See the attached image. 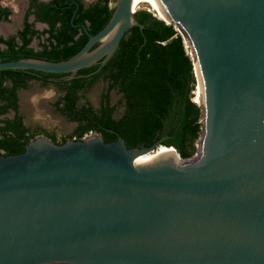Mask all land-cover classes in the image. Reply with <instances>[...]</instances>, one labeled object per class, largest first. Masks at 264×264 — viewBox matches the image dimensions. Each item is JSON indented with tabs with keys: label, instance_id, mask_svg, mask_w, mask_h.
I'll return each mask as SVG.
<instances>
[{
	"label": "water",
	"instance_id": "water-1",
	"mask_svg": "<svg viewBox=\"0 0 264 264\" xmlns=\"http://www.w3.org/2000/svg\"><path fill=\"white\" fill-rule=\"evenodd\" d=\"M131 6L182 33L195 87L197 59V155L181 158L163 136L127 147L34 135L0 155V264H264V0H115L94 34L72 13L87 40L70 57L2 55L0 69L104 63L141 27ZM159 146L170 150L147 160Z\"/></svg>",
	"mask_w": 264,
	"mask_h": 264
},
{
	"label": "trees",
	"instance_id": "trees-1",
	"mask_svg": "<svg viewBox=\"0 0 264 264\" xmlns=\"http://www.w3.org/2000/svg\"><path fill=\"white\" fill-rule=\"evenodd\" d=\"M111 1L114 0H95L85 5L81 0H28L20 29L6 37L0 36V56L68 58L87 40L81 27L72 23H84L89 33H96L113 8ZM29 14L46 27L35 28L27 20ZM9 15V9L0 3V20H8ZM134 19L141 27H128L104 63L99 60L72 74L0 69V155L22 152L28 140L38 133L62 143L91 131L104 142L119 136L127 147L149 145L163 136L160 144L173 147L181 158L192 156L201 132L200 106L192 100L196 81L182 33L149 9H137ZM33 39L37 40V48L31 45ZM195 68L199 75L196 60ZM98 80L107 83L106 93L102 95L107 102L110 88L115 87L120 93L116 105L93 109L86 100L77 104L79 98H84L77 92ZM30 81L58 89L60 94L52 105L67 120L75 122L69 134L57 139L51 132L23 124L17 92L27 88ZM118 105H122V111L112 117ZM9 111L12 116H5Z\"/></svg>",
	"mask_w": 264,
	"mask_h": 264
},
{
	"label": "rangeland",
	"instance_id": "rangeland-1",
	"mask_svg": "<svg viewBox=\"0 0 264 264\" xmlns=\"http://www.w3.org/2000/svg\"><path fill=\"white\" fill-rule=\"evenodd\" d=\"M9 0H2L1 3L5 4ZM85 5L93 2L95 0H81ZM115 3L111 1L109 4L112 6ZM23 4L19 2L17 8L21 9ZM151 11V10H150ZM152 12V11H151ZM19 21V19H18ZM35 27L42 29V25L35 23ZM14 31V30H13ZM3 34L7 33V30L4 29L1 31ZM31 45L34 48H37V40L33 39ZM187 53H189V48ZM103 81L98 80L95 82L91 88L85 93L87 99L90 100L94 105L97 102L99 93L102 89ZM18 106L19 112L23 117V122L26 126L30 128H41L48 132H51L58 139L59 137L70 133V130L73 127V123L67 121L58 113L54 112L52 103L58 97L59 91L53 85H43L37 81H30L28 87L25 89L18 90ZM117 99V96L111 93L112 102ZM192 100L195 102H200L201 100V86L199 83L196 85V88L193 90ZM115 116L120 114V107L116 108ZM195 152L191 157L197 155V146L198 140L195 143Z\"/></svg>",
	"mask_w": 264,
	"mask_h": 264
},
{
	"label": "crops",
	"instance_id": "crops-1",
	"mask_svg": "<svg viewBox=\"0 0 264 264\" xmlns=\"http://www.w3.org/2000/svg\"><path fill=\"white\" fill-rule=\"evenodd\" d=\"M40 1L46 2L48 0H40ZM19 2H20V4L22 3L23 5L21 6V9L19 8V10H18L16 5L19 4ZM2 5L7 7L10 11V15L8 17V20H6V21L0 20V36L3 37V36H7V35L11 34L12 32L14 33V31L16 32L18 29H20V27L22 25L23 15H24L27 7H28V0H9L7 3L2 4ZM18 19H19V21H18ZM27 20L29 22L32 21L34 26H35V23H39L42 25L43 28L46 27V24L44 22L34 20V17L32 14L28 15ZM35 28H37V27H35ZM4 29L7 30V33H5V34H3L1 32Z\"/></svg>",
	"mask_w": 264,
	"mask_h": 264
},
{
	"label": "flooded vegetation",
	"instance_id": "flooded-vegetation-1",
	"mask_svg": "<svg viewBox=\"0 0 264 264\" xmlns=\"http://www.w3.org/2000/svg\"><path fill=\"white\" fill-rule=\"evenodd\" d=\"M35 27V26H34ZM106 87H107V83L106 82H103V86H102V89H101V91H100V93H99V96H98V99H97V102H96V104L94 105L92 102H90V100L89 99H87L86 98V96H85V93L91 88V87H89V88H87L86 90H84V91H78L77 93L78 94H83V96H84V98H79L78 100H77V104H83L84 103V100H86L91 106H92V108L93 109H98V108H100V106H102V105H108V106H111V105H116V102H117V100L119 99V97H120V93H118L117 92V89L115 88V87H113V88H110L108 91H107V96H108V102L102 97V95L104 94V93H106ZM111 93H113V94H115L116 96H117V99H115L113 102H112V100H111ZM60 94V93H59ZM59 96V95H58ZM56 100V99H55ZM54 100V101H55ZM53 101V102H54ZM53 106V105H52ZM118 107H120V113H121V111H122V105L120 106V105H118L117 107H115V110H116V108H118ZM53 110H54V112H56V113H58L55 109H54V107H53ZM115 110L112 112V117H115ZM60 116H62L64 119H66L63 115H61L60 113H58ZM5 116H8V117H10V116H12V111H9ZM118 116V115H117ZM116 116V117H117ZM0 118H1V116H0ZM67 120V119H66ZM22 121H23V118H22ZM67 121H69V120H67ZM69 122H72V121H69ZM74 125H73V127L75 126V122H72ZM23 124H24V122H23ZM25 125V124H24ZM26 126V125H25ZM28 127V126H27ZM72 127V128H73ZM30 128V127H29ZM30 129H33V128H30ZM72 130V129H71ZM71 130H70V132H71ZM88 133H93V132H91V131H88V132H86L85 134H83V136L84 135H86V134H88ZM69 134V133H68ZM97 134V133H96ZM57 140V139H56ZM62 264V263H61Z\"/></svg>",
	"mask_w": 264,
	"mask_h": 264
},
{
	"label": "bare ground",
	"instance_id": "bare-ground-1",
	"mask_svg": "<svg viewBox=\"0 0 264 264\" xmlns=\"http://www.w3.org/2000/svg\"><path fill=\"white\" fill-rule=\"evenodd\" d=\"M131 8H132V10H136V8H134V7H132L131 6ZM150 10V9H149ZM152 11V10H151ZM152 13L155 15V16H157V17H160V18H164V15H162V14H159V13H157V12H155V11H152ZM186 45V44H185ZM187 46V45H186ZM187 48V51H188V47H186ZM191 57H192V60H193V67H194V71H195V74H196V77H197V81H198V83H197V85H198V87H199V79H200V77H199V75H198V73H197V71H196V68H195V60H196V64H197V67H198V62H197V59L193 56V53H191ZM167 150H170V148L168 149V148H165V147H163V146H159L158 148H156V150H154V151H151V152H148V153H146L145 154V158L147 159V160H150L154 155H155V153H159L160 151H167ZM159 151V152H158Z\"/></svg>",
	"mask_w": 264,
	"mask_h": 264
},
{
	"label": "built area",
	"instance_id": "built-area-1",
	"mask_svg": "<svg viewBox=\"0 0 264 264\" xmlns=\"http://www.w3.org/2000/svg\"><path fill=\"white\" fill-rule=\"evenodd\" d=\"M185 47V46H184ZM186 48V47H185ZM186 51H187V48H186Z\"/></svg>",
	"mask_w": 264,
	"mask_h": 264
}]
</instances>
